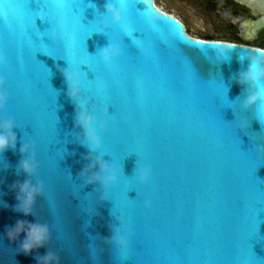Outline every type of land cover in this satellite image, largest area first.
<instances>
[{"label": "water", "instance_id": "water-1", "mask_svg": "<svg viewBox=\"0 0 264 264\" xmlns=\"http://www.w3.org/2000/svg\"><path fill=\"white\" fill-rule=\"evenodd\" d=\"M23 2L0 0V6H7L15 18V23L0 22V52L6 57L0 76L6 80L9 93L0 116L15 120L13 131L17 137L15 150L0 155V264H39V257L48 251L59 256L60 264H131L110 240L114 233H120L116 210L109 200L110 189L90 185L81 176L91 163L90 156H101L112 166L120 164V174L126 177L121 178L118 189L122 198L137 173L138 157H124L127 149L146 151L153 166L150 182L138 188L140 198L130 207L135 230L150 251L168 259L174 258L177 250L186 251L188 259L204 264H264V190L255 187L251 174L255 165L238 154L236 145L238 139L242 152L255 150V163L264 160V126L256 117V108L245 112L240 107L247 88L237 82L239 74L249 67V57H264V50L247 44L195 39L177 19L159 10L154 0H132L136 11H143V22L138 24L149 36L152 55L145 52L143 57L128 58L120 69L113 70V91L101 94L102 99L110 100L125 85L133 86L138 78L143 81L136 95L122 100L119 113L109 121L108 132L99 134L104 151L116 145L124 149L112 157L101 150L90 153L75 125L76 105L67 94L62 74L63 69L75 68V60L68 65L56 58L57 49L44 46H54L44 35L52 27L46 20L37 17L35 22L41 33L37 42L42 40L44 44L36 46L25 39L29 21L18 7ZM41 3L50 0H28L32 11H39ZM105 3L69 0L63 29L73 49L84 39V32L76 25L72 6H85L81 22L87 26L97 19V12L103 18ZM88 4L94 8L86 7ZM254 26H264V19ZM112 27L85 39L90 56L107 47L105 33ZM134 36L140 38L141 34ZM124 43L131 47L129 38L124 37ZM37 50L45 55L37 52L35 59ZM161 53L179 56L202 83L209 79L220 83L224 102H220L223 106L219 113L214 112L207 92L194 85L182 86L180 68L171 56L157 61ZM80 71L89 80L94 79L86 66L81 65ZM161 82L167 84L165 93L160 91ZM85 106L89 110L91 105ZM245 121L249 127L241 130L239 125ZM28 141L35 143L39 165L32 177L19 170V162L27 158L20 148ZM255 175L264 181V165L256 169ZM25 180L44 186L29 216L15 210L18 201L14 185ZM136 195L131 191L128 198L135 199ZM253 209L257 219L250 226L249 213ZM17 220L47 224L51 232L48 244L29 255L20 253L24 235L15 242L6 235Z\"/></svg>", "mask_w": 264, "mask_h": 264}, {"label": "snow or ice", "instance_id": "snow-or-ice-1", "mask_svg": "<svg viewBox=\"0 0 264 264\" xmlns=\"http://www.w3.org/2000/svg\"><path fill=\"white\" fill-rule=\"evenodd\" d=\"M18 7L22 11L23 15L28 18L29 22L28 26L25 28V39L31 41L33 45L39 46L41 43H43L42 40H40L39 43L37 42V40L41 37V33L36 29L35 22L37 17L40 20H46L51 24V31L45 32L44 35L48 36L49 39L53 41L54 46L50 47L43 43L44 46L57 49L56 58L64 59L68 65L73 62V59L75 60L76 66L75 68H71L80 72L81 96L83 101L84 103H87L88 106L89 104L91 105L89 107L91 114L95 116L99 122L105 125L103 131H99V134L108 132L109 121L114 114L119 113L122 100L136 95L143 87V81L138 78L133 86L125 85L118 94L114 93L110 100L102 99L101 95L102 93H110L113 91L116 86V81L113 79V70L120 69L123 65H125V62L128 58L143 57L145 52L148 55H152V48L148 46L149 36L141 30L138 24V21L141 23L143 22V11H136V6H134L132 0H123L122 7L124 9V16L122 22L120 24H114L111 31L105 33V35L108 36L109 43L115 44L121 49V55L114 58L110 64L106 65L100 60V58L97 59V56L99 57L98 54L90 56L84 44L85 39L90 37L93 33L103 31L102 23L104 21V17L102 18L99 15V12L96 13L97 19L95 21H90L87 26H85L81 22L85 6L83 4H80L79 8H77L76 5L72 6V14L76 18V25L84 32V39L79 41L73 49L68 43L67 34L63 29L64 18L68 14L67 8L58 9L55 8L51 3H41L39 5V11H32L29 8L28 0L20 3ZM86 7L94 8L90 4H88ZM9 22L15 23V18L10 16L8 23ZM53 31L60 33V38L53 39L51 35ZM134 33H140L141 37L136 38ZM34 37L36 39H34ZM124 37H127L129 40H131V47L124 43ZM195 43L202 45L203 41H196ZM27 51L31 57L33 55L31 49L29 48ZM37 52L44 54L43 52L37 50L34 53L35 59ZM169 56L171 55L168 53H161L157 56V61ZM171 58L174 60L175 65L179 66L180 68V73L182 75V86L194 85L198 89L207 92L210 95L214 112L219 113V108L223 106V104L220 102H224V93L220 88V83H218L215 79H209L206 83H202L197 74L193 72L189 66L185 65L179 56H171ZM226 59L227 58H225V60ZM81 65L87 67L88 71L93 74L94 79L89 80L87 75L80 71ZM159 88L162 93L167 92L166 82H161ZM228 106L232 107V105ZM110 107L113 109L111 113L109 111ZM256 117L259 119L261 125L264 126V106L256 109ZM124 122L127 123V120ZM240 126L241 125H239V128ZM236 145L238 148V154L250 164L255 165L251 169L255 187L264 190V181L258 180L255 175L256 169L261 165H264V160H259L261 161L260 163H255L258 161L255 150L249 153L242 152L238 139L236 140ZM104 149L105 144L102 141V154H107L112 157V155H115L124 149V146L116 145L114 148H110L107 151H104ZM129 154H135L138 157L137 174L145 167H150V174L146 183H140L137 179V175H135L134 184H131L127 190L123 192L122 198L118 190L120 187L121 178L126 179L122 173L119 176L118 183L112 185L109 188L111 193L109 200L113 202V208L116 210V217L119 221V227L117 228L128 241L127 247L122 249L124 254L129 257L128 261H131V264H204L202 261L197 262L188 259L186 251L177 250L173 254L174 258L172 259H168L164 255L156 253L155 250L150 251L144 239L135 230V220L131 216L130 207L134 206L140 198L138 188L147 186L150 182L153 175V166L151 163H149L150 156L146 151L127 149L124 157ZM113 166L121 172L120 164L119 166ZM131 191L136 192L137 195L135 199L128 198V193ZM145 207L148 206L145 205ZM256 212L257 211L253 209L249 213L250 226L252 220L257 219ZM232 264H236V262L233 261Z\"/></svg>", "mask_w": 264, "mask_h": 264}, {"label": "clouds", "instance_id": "clouds-1", "mask_svg": "<svg viewBox=\"0 0 264 264\" xmlns=\"http://www.w3.org/2000/svg\"><path fill=\"white\" fill-rule=\"evenodd\" d=\"M69 0H50V3L58 9L68 7ZM123 0H106L102 23L103 31H106L111 25L120 24L123 20L124 9L122 7ZM10 11L7 6H0V22L8 23ZM102 31V32H103ZM52 38H60V33L53 31ZM100 60L104 64H110L114 58L121 55V49L115 44H108L107 47L101 49L98 53ZM250 64L246 71H243L237 77V82L247 88L246 94L243 96L240 107L243 111L252 108L264 106V57H249ZM6 62L5 55L0 52V66ZM62 74L67 81V94L76 105L75 125L81 131V140L83 145L90 153L99 152L102 148V141L99 131H103L105 125L99 122L95 116L91 114L81 96V75L80 72L66 68L62 70ZM9 93L6 90V80L0 76V113H2L8 103ZM16 122L13 118L5 119L0 116V155L6 150L16 148L17 137L13 131ZM248 121L242 122L240 129L248 128ZM35 143L28 141L20 148L22 156L27 158L19 162V170L26 176L32 177L36 175L38 163L35 159ZM91 163L88 168L81 172V176L85 178L88 184H99L104 190L109 189L112 185L118 183L120 171L114 166L106 162L101 156H90L88 158ZM150 174V167H145L139 171L137 179L140 183H146ZM17 191L16 200L18 201L16 211L24 216L32 215L33 207L38 196H42L44 186L42 183L33 184L30 180L14 185ZM101 200H106L101 196ZM2 203V202H0ZM6 207V205H4ZM148 206V205H146ZM23 234L24 239L19 243V251L24 255L31 254L34 250L42 248L48 244L51 239V232L47 224L31 223L28 221L17 220L15 225L7 229L6 235L9 241L15 242L19 236ZM119 248L127 247V239L120 233H114L110 239ZM39 264H60L59 256L48 251L39 257Z\"/></svg>", "mask_w": 264, "mask_h": 264}, {"label": "flooded vegetation", "instance_id": "flooded-vegetation-1", "mask_svg": "<svg viewBox=\"0 0 264 264\" xmlns=\"http://www.w3.org/2000/svg\"><path fill=\"white\" fill-rule=\"evenodd\" d=\"M154 5L171 14L190 36L218 39L264 49V26L254 23L264 19V0H154ZM232 31L228 38L207 34L212 29ZM259 39L263 41L260 42Z\"/></svg>", "mask_w": 264, "mask_h": 264}, {"label": "rangeland", "instance_id": "rangeland-1", "mask_svg": "<svg viewBox=\"0 0 264 264\" xmlns=\"http://www.w3.org/2000/svg\"><path fill=\"white\" fill-rule=\"evenodd\" d=\"M160 2L162 3V0H160ZM168 15H171L169 13H167ZM172 16V15H171ZM189 34V33H188ZM193 33H190V36L195 38V39H199V40H204V39H201L200 37H198V35H192ZM207 34H213V36H216V37H219V38H228L229 35H232V31H230V29L228 28H225V30H219V29H212L211 31L209 30L207 32ZM210 41H213V40H210ZM260 42H262L263 40L262 39H259ZM249 46H252V45H249ZM264 46V45H263ZM260 49V48H259ZM261 50H264V49H261Z\"/></svg>", "mask_w": 264, "mask_h": 264}, {"label": "trees", "instance_id": "trees-1", "mask_svg": "<svg viewBox=\"0 0 264 264\" xmlns=\"http://www.w3.org/2000/svg\"><path fill=\"white\" fill-rule=\"evenodd\" d=\"M202 39V38H201ZM204 40H213V41H222V42H228V43H234V44H242V43H236V42H229V41H225V40H218V39H204ZM244 45V44H242ZM252 47H255V46H252ZM255 48H258V47H255Z\"/></svg>", "mask_w": 264, "mask_h": 264}, {"label": "bare ground", "instance_id": "bare-ground-1", "mask_svg": "<svg viewBox=\"0 0 264 264\" xmlns=\"http://www.w3.org/2000/svg\"><path fill=\"white\" fill-rule=\"evenodd\" d=\"M198 39V38H197Z\"/></svg>", "mask_w": 264, "mask_h": 264}]
</instances>
